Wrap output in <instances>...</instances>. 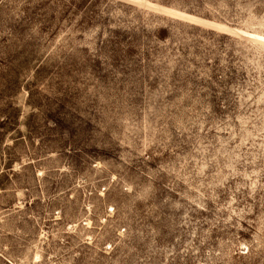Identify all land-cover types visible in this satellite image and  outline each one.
<instances>
[{"label":"rangeland","instance_id":"obj_1","mask_svg":"<svg viewBox=\"0 0 264 264\" xmlns=\"http://www.w3.org/2000/svg\"><path fill=\"white\" fill-rule=\"evenodd\" d=\"M0 264H264V0H0Z\"/></svg>","mask_w":264,"mask_h":264}]
</instances>
